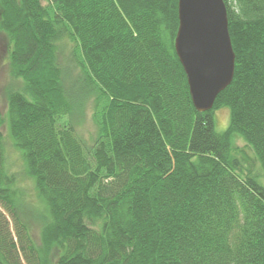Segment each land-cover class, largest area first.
Segmentation results:
<instances>
[{"label": "trees", "instance_id": "16d2710c", "mask_svg": "<svg viewBox=\"0 0 264 264\" xmlns=\"http://www.w3.org/2000/svg\"><path fill=\"white\" fill-rule=\"evenodd\" d=\"M177 2L0 0L21 82L8 135L44 208L37 245L0 134V264H264V0H223L234 71L207 112L175 53ZM66 42L74 79L59 63ZM76 92L93 99L89 147L70 120Z\"/></svg>", "mask_w": 264, "mask_h": 264}, {"label": "water", "instance_id": "95a60500", "mask_svg": "<svg viewBox=\"0 0 264 264\" xmlns=\"http://www.w3.org/2000/svg\"><path fill=\"white\" fill-rule=\"evenodd\" d=\"M174 49L184 70L194 108L212 109L231 82L234 53L223 0H177Z\"/></svg>", "mask_w": 264, "mask_h": 264}, {"label": "rangeland", "instance_id": "374dc122", "mask_svg": "<svg viewBox=\"0 0 264 264\" xmlns=\"http://www.w3.org/2000/svg\"><path fill=\"white\" fill-rule=\"evenodd\" d=\"M73 43L66 42L59 55L60 65L68 69L72 75V79L79 75V65L69 62L67 53ZM20 81L10 78L8 61H7V38L4 33L0 32V134L4 142V154L6 162V171L16 178V185L20 192L18 201V213L26 223L30 235L37 245H40V237L42 231V217L44 216V208L36 197L33 185L25 176L23 161L20 153L14 148L12 140L8 135L6 111L7 92L19 89ZM74 103L77 104L76 110L70 117L78 138L86 145L91 146L97 137V126L94 121V105L92 97L83 98L78 92L74 93ZM69 120L67 118L64 121ZM229 112L227 108H219L214 111V129L216 132H223L228 125ZM231 146L244 150V154L250 159L252 169L259 174L258 164L254 159L252 151L246 146V142L238 135H233ZM257 181L264 186V177L258 176Z\"/></svg>", "mask_w": 264, "mask_h": 264}]
</instances>
